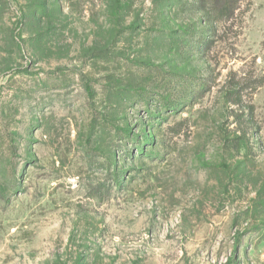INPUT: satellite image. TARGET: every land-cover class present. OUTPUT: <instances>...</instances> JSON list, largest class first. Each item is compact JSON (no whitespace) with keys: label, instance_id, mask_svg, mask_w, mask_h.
<instances>
[{"label":"rangeland","instance_id":"1","mask_svg":"<svg viewBox=\"0 0 264 264\" xmlns=\"http://www.w3.org/2000/svg\"><path fill=\"white\" fill-rule=\"evenodd\" d=\"M0 264H264V0H0Z\"/></svg>","mask_w":264,"mask_h":264},{"label":"trees","instance_id":"2","mask_svg":"<svg viewBox=\"0 0 264 264\" xmlns=\"http://www.w3.org/2000/svg\"><path fill=\"white\" fill-rule=\"evenodd\" d=\"M214 1H216V0H214ZM218 1V0H217ZM232 10H230V12H231ZM224 14H226V13H224ZM224 14H222L221 16H224Z\"/></svg>","mask_w":264,"mask_h":264}]
</instances>
